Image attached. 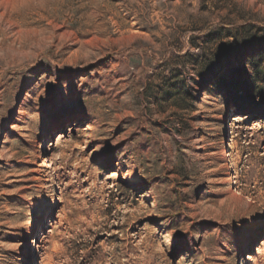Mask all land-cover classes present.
Returning <instances> with one entry per match:
<instances>
[{
	"label": "rangeland",
	"instance_id": "374dc122",
	"mask_svg": "<svg viewBox=\"0 0 264 264\" xmlns=\"http://www.w3.org/2000/svg\"><path fill=\"white\" fill-rule=\"evenodd\" d=\"M0 264H264V0H0Z\"/></svg>",
	"mask_w": 264,
	"mask_h": 264
},
{
	"label": "bare ground",
	"instance_id": "6f19581e",
	"mask_svg": "<svg viewBox=\"0 0 264 264\" xmlns=\"http://www.w3.org/2000/svg\"><path fill=\"white\" fill-rule=\"evenodd\" d=\"M43 148H44V145L41 146L40 149H43ZM50 166H51V165L48 163L47 167H50ZM111 177H117V174H116V173H112V174H111Z\"/></svg>",
	"mask_w": 264,
	"mask_h": 264
}]
</instances>
